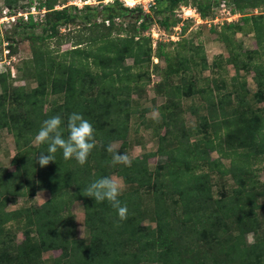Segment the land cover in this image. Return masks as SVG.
Returning a JSON list of instances; mask_svg holds the SVG:
<instances>
[{
	"label": "trees",
	"instance_id": "obj_1",
	"mask_svg": "<svg viewBox=\"0 0 264 264\" xmlns=\"http://www.w3.org/2000/svg\"><path fill=\"white\" fill-rule=\"evenodd\" d=\"M34 1L38 9H45L43 18L20 19L2 35L9 43V56L16 58L12 33L43 27L40 36L31 33L27 38L28 72L36 86L29 91L13 87L19 72L15 66L14 76L10 70L0 73V131L12 136L15 147L14 171L0 168V264H264V241L246 245L244 240L257 232L255 210L262 208L258 200L264 199V184L255 175L264 171V107L251 109L246 80L240 75L241 71L253 73L254 104L264 102V13H244L264 10V0H228L231 12L241 14V24L224 22L214 27L228 57L219 55L210 65L201 47L184 41L182 45L173 42L179 47L169 52L158 42L153 49L144 33L155 20L148 21L140 8L128 9L118 0L99 3V9L90 5L54 9L58 0H29L21 6V0H0V13L4 8L11 14L25 11ZM188 1L154 0L149 11L160 16L154 24L158 29L173 28L176 22L168 23L164 13ZM192 1L204 19L207 10L213 15L221 0ZM125 15L133 21L123 26L120 19ZM247 26L257 48L241 53L234 38ZM68 27H74L73 31ZM61 28L69 30L62 35ZM53 38L65 39L71 48L61 51V43L55 49L44 47ZM153 56L165 63L162 78L154 86L155 93L165 99L157 109L158 148L156 153L129 157L130 166L113 165L107 149L120 142L118 151L125 154L129 124L150 82ZM227 65L235 72L230 89L224 80ZM214 70L221 79H201L204 85L198 86L193 71ZM197 96L206 115L198 116V127L186 129L180 101ZM74 112L94 129L96 146L87 162L81 167L74 159L65 161L58 150L54 162L40 167L37 160L48 145L37 146L33 141L43 122L60 116L66 138L68 117ZM192 136L197 140L191 141ZM211 153L218 158L212 159ZM151 156L163 158L153 169L148 164ZM223 159L229 161L228 167ZM213 172L233 179L236 188L230 195L212 197ZM113 175L126 186L118 197L127 207L123 221L107 201L96 203L84 196L90 183ZM41 191L49 195L41 205L6 209L9 203L33 199ZM75 203L82 205L84 238L77 236ZM145 221L153 226L144 225ZM48 252L58 256L45 260Z\"/></svg>",
	"mask_w": 264,
	"mask_h": 264
},
{
	"label": "rangeland",
	"instance_id": "obj_2",
	"mask_svg": "<svg viewBox=\"0 0 264 264\" xmlns=\"http://www.w3.org/2000/svg\"><path fill=\"white\" fill-rule=\"evenodd\" d=\"M101 1V2H100ZM58 0V3L55 5L54 9H61L64 5H69L72 7H76V9H81L85 5H90L93 7H98L99 3H102L103 5H106L107 3H111L114 0ZM123 7H126L128 9L131 8H140L143 12V17L147 19L148 21H157L159 22L160 16H158L156 13L154 14L153 11H149L148 5L149 3H152L151 1L154 0H118ZM130 2L133 4V6H129L127 2ZM224 1L227 7L230 9L232 4L226 0ZM219 2V4L221 3ZM29 2V0H21V2L18 3V6L26 5ZM1 3V2H0ZM37 3L34 1V4ZM229 4V5H228ZM195 3L192 0H189L187 4L181 3L177 7L173 9L172 12H165L164 16L167 17L168 23L176 22L175 26L172 28L164 29L163 27L158 29V27L152 22L153 24L150 27V30L144 33L145 37H150L151 29L156 26L155 30L160 33L158 37V43L163 47L164 52H169L172 50L178 49L177 46H174L173 42L170 40L171 36L175 37L176 43L181 44L184 42L191 43L192 47L199 48L201 47L203 49V55L208 65H210L217 56L221 55L224 59L228 57V49L227 47L218 40L217 33L218 29L214 28L211 24H209V21L212 17L210 14V10L206 11V18L202 19L195 9ZM158 7V5H157ZM217 9H221L219 5L216 8H213L212 11H216ZM159 11H162L158 9ZM218 12V11H217ZM221 10L218 12V14L215 12L216 16L221 18L223 15L221 14ZM264 13V10L262 8L255 9L252 11L246 10L244 13H247L249 16H256ZM44 14H42L43 17ZM140 15V13H135V16ZM134 16V17H135ZM100 18V17H99ZM101 19V18H100ZM238 19L237 16L231 18ZM120 21H124L122 24L123 26L131 23L133 21L131 16L125 15L123 17V20L120 19ZM237 24H241V21L237 20L235 21ZM154 25V26H153ZM73 31L74 27H68ZM178 28V29H177ZM69 29L61 28L60 33L64 35L68 32ZM212 29H214L212 32ZM43 27H37L33 30L28 29H19L16 30L14 33H12L11 37L13 39V43L15 44V51H16V64L14 65V62H9L8 59L3 58V53L1 54L2 57H0V73H2L4 70H10V72L13 74L15 72V67L19 69V72L14 73L16 74V78L12 80V86L13 87H24L25 90L29 91L30 89L34 88L36 86L33 78L29 76V67H30V61H31V51L29 47V42L27 38L31 33L34 35L40 36L42 33ZM155 33V31H153ZM72 35V34H71ZM178 36V37H177ZM63 41V42H62ZM58 40L57 38H53L50 41H46L44 43V47H47L49 49H55L58 48V44L61 43L59 49L61 51L69 50L71 45L67 42H65V39ZM234 42L236 44L241 45V53L244 51H253L257 48L254 36L250 32L249 26L245 27L243 33H238L235 35ZM62 43H64L62 45ZM189 46V45H187ZM3 47V46H2ZM0 45V50H1ZM174 48V49H173ZM187 54V53H186ZM0 55V56H1ZM188 55V54H187ZM243 62L247 61V57H241ZM264 62V56L261 58ZM261 60V61H262ZM128 64H130V61H127ZM154 65L157 67V69L154 68ZM15 66V67H14ZM149 74H150V82L148 86L145 88V90L141 94V98L139 99V107H138V113L134 117L131 118L130 124H129V132H128V138L127 141L129 145L126 148L125 154L130 157H138L141 156L144 153H156V150L158 148V139L154 134L156 122L159 119V113H158V107L162 105L165 101L163 96H159L154 91V86L160 81L162 78L161 71L165 68V63L162 59H157L156 57L151 58V65L149 66ZM225 75L224 80L226 81V87L227 89H230V79L234 76V68L231 65H227L225 67ZM196 77H198V86H203L204 83L201 79H208L212 81L214 78H216L218 81L221 79L218 77L217 70H214V72L209 71H193ZM240 75L245 78L246 84H247V90L249 94L246 96L247 102H249L250 107L252 110L261 109V107H264V102L260 104H254V100L252 98V95L256 91V86L253 82V73H245L244 71L240 72ZM176 83V79L174 80ZM224 92V91H222ZM221 92V93H222ZM136 96L133 97V99ZM53 97H50L52 99ZM198 96L194 98H182L181 99V109H180V116L184 123V127L186 129H194L198 127L199 125V119L198 116L206 115V112L203 108H201V102L198 100ZM193 111H195L193 113ZM153 112L158 113V116L153 117L151 114ZM197 112V116H196ZM146 125L148 127H146ZM210 132V130H209ZM160 133L163 134L164 130H160ZM199 139L202 137L200 134L197 136ZM197 137L192 136L190 138L191 141L197 140ZM112 145L115 146V148L118 150L120 149V142H115ZM15 154V147L12 136L6 131L1 130L0 131V168H6L9 172L14 171V167L11 165V159ZM212 159H217L218 155L216 153L210 154ZM162 160L163 158L151 156L148 160V164L150 169H153L155 165L158 164V162ZM226 167L229 166V161L223 159L221 161ZM207 170V169H204ZM212 174V180H211V193L212 197L214 199H219L223 195H230L232 193V190L236 188V185L233 181V179L229 175H218L216 172L211 173ZM258 181L260 183L264 184V171H258L255 173ZM115 177H118L116 175H113ZM120 178V177H119ZM124 184V183H123ZM126 190V186L124 185V188L121 193H123ZM49 198V195L47 192L41 191L38 192L36 197L33 199H17L16 203H9L6 207L8 211L15 210L20 207H28L30 205H41ZM258 203L262 205V208L255 210V218L258 221V229L257 232L249 233L245 236L244 240L246 245H252L256 241H264V199H259ZM72 211L75 215V221L77 225V236L79 238L86 237V231L83 226V209L81 203H75L73 205ZM144 225H152L149 221H145ZM16 240L20 242L22 240L21 233L16 234ZM58 256V252H48L43 255V258L45 260H50L54 257Z\"/></svg>",
	"mask_w": 264,
	"mask_h": 264
},
{
	"label": "clouds",
	"instance_id": "obj_3",
	"mask_svg": "<svg viewBox=\"0 0 264 264\" xmlns=\"http://www.w3.org/2000/svg\"><path fill=\"white\" fill-rule=\"evenodd\" d=\"M153 117L158 113L153 112ZM62 120L60 116L46 119L34 137V144L39 146L47 144V152L40 153L37 163L40 167L54 162L55 154L62 151L65 161L74 159L79 166H83L91 151L96 146L94 129L92 124L79 113H72L67 121V137L64 138L61 130ZM107 151L112 154V164L131 165V160L126 154L120 153L114 145H109ZM124 184L121 178L106 176L95 180L85 189V197L92 198L96 203L107 201L117 211L120 221L127 219V207L121 205L118 199Z\"/></svg>",
	"mask_w": 264,
	"mask_h": 264
},
{
	"label": "built area",
	"instance_id": "obj_4",
	"mask_svg": "<svg viewBox=\"0 0 264 264\" xmlns=\"http://www.w3.org/2000/svg\"><path fill=\"white\" fill-rule=\"evenodd\" d=\"M151 2L152 3H149V5H148V9H150V7L153 5V1H151ZM219 7L221 9H217L215 12L218 14V12L221 10L222 11L221 14L223 15V17H221V18L217 17L215 12H214L212 17H211V19H210V21H209V24H211L213 27H219L224 22L232 23V22H235V21L240 19L241 14L235 13V12L234 13L231 12V10L227 7V5L225 4L224 1H221V3L219 4ZM194 11H196V10L194 9ZM45 12L46 11H45L44 8L38 9L37 8V4L36 5H31L25 11L19 10V11H16V12L12 13V14L9 12V10L4 8L1 11V13H0V37L2 38L3 33L6 30H8L9 28H11V26H13L18 20L21 19L22 21L27 22L30 19H32L33 21L36 22V21H39V20H41L43 18L42 14H44ZM235 16H237L238 19L237 20L236 19L231 20V18H233ZM155 28H157V27L154 26V28L151 29V34H150V38H151L152 48L153 49H155V47L157 45V42H158V37L160 35V33H158L155 30ZM153 31H155V33ZM170 40L172 42H176L174 36H171ZM8 44L9 43L2 38L1 47L2 46L3 47L1 48V54L3 53V58L8 59L9 62H11V61L14 62L16 60V58L14 56H9L10 52H9V49H8ZM1 57H2V55H1ZM14 73L15 72H13V74L11 73V76H14Z\"/></svg>",
	"mask_w": 264,
	"mask_h": 264
},
{
	"label": "bare ground",
	"instance_id": "obj_5",
	"mask_svg": "<svg viewBox=\"0 0 264 264\" xmlns=\"http://www.w3.org/2000/svg\"><path fill=\"white\" fill-rule=\"evenodd\" d=\"M130 2H131V1H130ZM130 2L128 1L127 4H128L129 6H133V4H131L132 2H131V3H130Z\"/></svg>",
	"mask_w": 264,
	"mask_h": 264
}]
</instances>
